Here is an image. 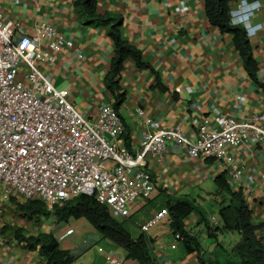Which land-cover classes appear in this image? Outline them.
Returning a JSON list of instances; mask_svg holds the SVG:
<instances>
[{"label":"crops","instance_id":"1","mask_svg":"<svg viewBox=\"0 0 264 264\" xmlns=\"http://www.w3.org/2000/svg\"><path fill=\"white\" fill-rule=\"evenodd\" d=\"M242 1L230 0L234 24H238L234 20ZM246 1L254 7L247 33L258 67L257 79L245 67L233 35L210 22L205 0H97L99 12L122 15L123 39L140 49L152 67L140 68L128 57L119 78L126 94L118 111L129 134L128 144L125 135L122 141L127 148H139L149 117L167 126L179 125L186 134L195 135L206 116L212 120L229 114L245 119L255 111H264V0ZM75 2L0 0V17L19 20L28 32L48 22L73 41L71 46L61 48L54 63L41 68L55 86L68 90L70 100L85 116L95 117L102 106L115 101L106 84L115 43L105 26L86 22ZM228 154L244 167L239 184L232 188L243 191L253 210V222L261 226L259 233L264 235V149L248 140L229 146ZM229 162L225 158L193 157L173 142L161 158L148 157L153 192L151 197L137 200L128 220L135 221L140 234L149 240L160 264H202V260L212 264L217 246L227 247L223 238L236 240L234 232L219 233L217 240L208 233L199 234L206 221L213 227L222 225L220 206L218 213L209 212L199 200L214 199L217 203L216 199L225 196L218 193L216 178L225 174L228 179ZM174 198L193 200L201 211H193L184 219L185 229L199 235L200 252H188L182 240L176 241L169 222L148 232L141 229L168 199ZM20 203L24 202L16 196L0 198V264H49L38 248H28L11 230L2 231L5 224L23 227L27 235L52 233L60 246L75 256L73 264H110L106 253L111 250L122 264H140L128 259L124 248L104 237L86 218L60 220L54 211L29 217L18 207Z\"/></svg>","mask_w":264,"mask_h":264},{"label":"built area","instance_id":"2","mask_svg":"<svg viewBox=\"0 0 264 264\" xmlns=\"http://www.w3.org/2000/svg\"><path fill=\"white\" fill-rule=\"evenodd\" d=\"M253 10L243 0L234 21L251 30ZM72 44L51 23L43 22L28 32L19 20L0 17L1 199L41 200L53 209L84 193L105 205L113 217L126 220L137 200L152 195L148 157L161 158L170 142L193 157L230 161L232 187L239 184L244 167L230 157L229 146L254 140L264 149L262 110L245 119L229 114L212 120L206 116L195 135L149 117L139 148L130 150L122 143L123 117L113 105L102 106L97 116L87 117L70 100L68 90L55 86L42 70V65L55 62L61 48ZM166 219L171 221L170 210L163 206L141 229L148 232ZM174 238L178 241L183 236L176 232ZM106 260L123 263L112 250Z\"/></svg>","mask_w":264,"mask_h":264},{"label":"trees","instance_id":"3","mask_svg":"<svg viewBox=\"0 0 264 264\" xmlns=\"http://www.w3.org/2000/svg\"><path fill=\"white\" fill-rule=\"evenodd\" d=\"M75 7L88 24L105 26L115 43V53L111 60V67L106 76V84L114 94L116 110L122 106L126 94L119 83L124 62L128 57L133 58L140 68H152L143 59L141 50L123 39L120 26L123 17L120 14L105 12L97 9V0H76ZM205 11L210 22L217 25L222 32L233 35L234 43L244 59L245 67L254 79H257V63L253 56V49L247 30L241 24L231 21L230 0H205ZM264 87V84H262ZM126 145L129 134L124 132ZM219 194L225 193L221 199H216L220 204L219 216L222 225L213 227L206 221V230L211 238L218 239L219 233L234 232L238 236L232 240L228 247L217 246L212 264H264V235L259 233L260 225L253 222V210L247 202L242 190L232 188L225 174L216 178ZM227 195V196H226ZM163 206H167L171 215L173 232L183 236V243L188 252L202 250L199 235L185 229L184 219L193 211L201 213L198 206L188 198L168 199ZM162 206V207H163ZM18 207L29 217L34 214L49 215L55 212L60 220L71 217L86 218L104 237H107L126 251L128 259L137 260L140 264H160L152 254L149 240L144 234L134 237L125 226V219L112 216L108 208L100 203L94 196L80 194L71 200L56 204L53 209L41 200H29L18 204ZM2 231L11 230L17 239L25 242L30 249H39L41 256L49 264H73L75 256L60 246L59 240L49 232H40L37 235H27L24 228L5 224ZM202 264L205 261L202 260Z\"/></svg>","mask_w":264,"mask_h":264},{"label":"rangeland","instance_id":"4","mask_svg":"<svg viewBox=\"0 0 264 264\" xmlns=\"http://www.w3.org/2000/svg\"><path fill=\"white\" fill-rule=\"evenodd\" d=\"M13 200L16 202V199H15V198H13ZM192 201H193V200H192ZM199 202L202 203V206H203L207 211H209V212L214 211L215 213H216V212L218 213V211H216V209H219L220 204H219L218 202L216 203V201H215L214 199H208V200L205 199V202H203V200H199ZM218 205H219V206H218ZM198 208H199V207H198ZM170 216H171V215H170ZM166 220H167V219H166ZM165 222H169V224L171 225V221H168V220L165 221V220H164V222H162V223H165ZM162 223H159V224H157V225H160V224H162ZM124 224H125V226H126L127 228H129L130 232H131L135 237L139 236V234H140V228L136 225L135 221H133V222H129V220L126 219V220L124 221ZM157 225H156V226H157ZM204 226H205V227H204ZM203 232H204V233H207V231H206V224H203V228H202V230H199V234H202V235H203ZM138 233H139V234H138ZM173 234H174V232H173ZM222 243L228 247V246H230V243H233V242H231V240H228L227 237H225V238H223ZM179 247H180V245H179ZM217 251H221V250H217ZM212 263H213V261H212Z\"/></svg>","mask_w":264,"mask_h":264}]
</instances>
